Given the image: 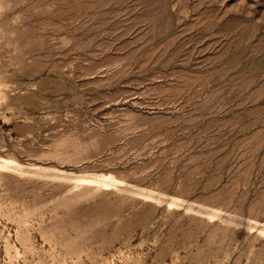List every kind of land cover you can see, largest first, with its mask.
I'll return each instance as SVG.
<instances>
[{
    "label": "rangeland",
    "instance_id": "obj_1",
    "mask_svg": "<svg viewBox=\"0 0 264 264\" xmlns=\"http://www.w3.org/2000/svg\"><path fill=\"white\" fill-rule=\"evenodd\" d=\"M0 264H264V0H0Z\"/></svg>",
    "mask_w": 264,
    "mask_h": 264
},
{
    "label": "bare ground",
    "instance_id": "obj_2",
    "mask_svg": "<svg viewBox=\"0 0 264 264\" xmlns=\"http://www.w3.org/2000/svg\"><path fill=\"white\" fill-rule=\"evenodd\" d=\"M5 163V162H4ZM14 163V162H13ZM7 164V163H6ZM3 167V166H2ZM1 167V168H2ZM5 168H6V166H5ZM111 177V176H110ZM108 178V177H107ZM111 179V178H110ZM75 180V179H74ZM101 180V179H100ZM77 181V180H76ZM85 182V181H84ZM100 183V182H99ZM78 184V183H77ZM104 184V183H103ZM116 184V183H115ZM107 186V185H106ZM98 187V186H97Z\"/></svg>",
    "mask_w": 264,
    "mask_h": 264
}]
</instances>
